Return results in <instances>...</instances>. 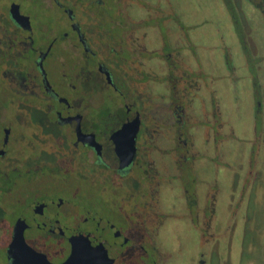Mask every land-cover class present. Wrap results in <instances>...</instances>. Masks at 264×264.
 <instances>
[{
  "label": "flooded vegetation",
  "instance_id": "flooded-vegetation-1",
  "mask_svg": "<svg viewBox=\"0 0 264 264\" xmlns=\"http://www.w3.org/2000/svg\"><path fill=\"white\" fill-rule=\"evenodd\" d=\"M194 4L0 0V264L264 251V0Z\"/></svg>",
  "mask_w": 264,
  "mask_h": 264
},
{
  "label": "rangeland",
  "instance_id": "rangeland-1",
  "mask_svg": "<svg viewBox=\"0 0 264 264\" xmlns=\"http://www.w3.org/2000/svg\"><path fill=\"white\" fill-rule=\"evenodd\" d=\"M195 2H196V4H194V5H195L196 12H197V9L199 11H202L200 13L197 12L195 19H199V18L203 19L204 17H202V15H204L206 9L209 10V12H210V8L212 6L211 4L214 3V0H195ZM213 12H215V11H211L210 13L213 14ZM201 13H202V15H201ZM215 16H218V15L216 14ZM212 17H213V15H212ZM210 19L213 20V18H211V17H210ZM208 30L210 31V28H208ZM211 40L212 39L210 38L209 41L212 42ZM111 98L115 99V97L112 95H111L109 100H112ZM97 101L99 102V105H100L103 101H106V100L103 97H101V99H98ZM110 104H111V101H110ZM100 108H102V107L100 106ZM239 128L241 129V126H239ZM263 181H264V172H262L261 180H260V178L257 177V179L254 183V188H256L254 195L256 197H258L259 200L257 199V201L251 202V204H249V206H250L249 214L252 217V221L254 222L253 230H255L257 228L258 231L260 229L264 230V182ZM246 183H248V182L245 180L243 183L239 184L240 186H238L239 190H237L238 191L237 192V198H239L238 200L240 202L242 200V195L244 194V191H245L244 187L246 186ZM251 184H253V183H251ZM223 187L225 188V190L227 189V194H228V191L232 187L228 178H227V180L223 181ZM227 204H228V202L226 200V206H227ZM239 215L241 216V211H240ZM244 217H245V215L243 217H241V225L244 224ZM244 227L241 228L242 231H243ZM252 246L256 247V248L257 247L261 248L260 250L264 249V236H260V237L257 236L256 240L253 241ZM242 262H243L242 264H264V251L263 252L259 251L258 257L243 256Z\"/></svg>",
  "mask_w": 264,
  "mask_h": 264
},
{
  "label": "water",
  "instance_id": "water-1",
  "mask_svg": "<svg viewBox=\"0 0 264 264\" xmlns=\"http://www.w3.org/2000/svg\"><path fill=\"white\" fill-rule=\"evenodd\" d=\"M134 136H136V135H134ZM19 243L20 244L24 243V237L21 234L20 235L19 234L16 235L15 240H14V242L12 244V248H14ZM77 254H78V252L76 250H74L72 256L70 257V259L65 264H76Z\"/></svg>",
  "mask_w": 264,
  "mask_h": 264
}]
</instances>
